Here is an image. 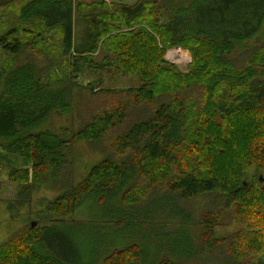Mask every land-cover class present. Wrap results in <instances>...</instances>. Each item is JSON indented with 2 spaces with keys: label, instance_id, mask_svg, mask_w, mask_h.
<instances>
[{
  "label": "trees",
  "instance_id": "16d2710c",
  "mask_svg": "<svg viewBox=\"0 0 264 264\" xmlns=\"http://www.w3.org/2000/svg\"><path fill=\"white\" fill-rule=\"evenodd\" d=\"M125 1L0 0L33 24L0 37L10 56L0 62V155L27 166L11 168L21 201L64 188L39 211V234L28 227L0 247V264H84L54 235L84 202L97 209L76 226L95 251L89 264H263L264 0ZM172 48L191 54L189 72L166 63ZM113 66L141 86L79 80ZM77 112V131L53 130L55 116ZM84 140L106 158L70 187L65 150ZM225 219L240 230L218 236Z\"/></svg>",
  "mask_w": 264,
  "mask_h": 264
},
{
  "label": "rangeland",
  "instance_id": "374dc122",
  "mask_svg": "<svg viewBox=\"0 0 264 264\" xmlns=\"http://www.w3.org/2000/svg\"><path fill=\"white\" fill-rule=\"evenodd\" d=\"M105 1L110 4L119 2V0ZM138 1L139 0H126L125 4L127 6H134ZM19 7L20 5H15L10 9H3L0 11V24H2L0 37L17 27L22 30L24 25L33 26L31 23L21 21ZM20 33V35L11 36V41L16 37H25L26 34L24 32L21 31ZM260 40H262L261 35L256 36L252 41L245 43L240 49L236 50L232 59L236 62H242L243 59H245V56L250 53V50H252V46L256 42H260ZM58 41L59 39H57L55 35V40L50 38L46 45L58 46L60 44ZM175 51L178 53L174 54ZM9 57L10 56L0 47V62H8L10 60ZM164 60L170 65H175L179 71H182L183 73L190 71L188 64L191 62V54L186 50L181 48L169 49L164 56ZM25 61L26 56L22 55L20 59L16 61V66L21 65ZM179 65L181 68H179ZM79 80L85 85L89 83L94 84L96 89H128L141 86V81L138 75L120 74L114 66L104 71L85 69ZM78 114L79 113L77 112L63 116H55L51 122L54 124L53 130L61 135H63L62 130L64 128L71 131H77L83 124ZM103 150H106V147L104 148L102 146L101 148L100 146H96L85 140L68 145L65 152L70 164L68 163L69 166L64 173L67 172L70 187L73 186L78 188L85 182L84 180L90 171L94 167H97L102 160L106 158ZM5 155H7L6 152H2L0 155V247L15 238L17 235L25 232L28 227L32 229L35 236L39 234L38 228L41 231L42 227H44L43 223H41L38 218L39 211L44 210L50 202L56 200L64 192V188H53L50 184L43 185L35 189L30 198H27L26 200L22 199L21 201V198L18 196L20 192L19 184L14 183L11 179L12 177H10L12 173L11 168L15 165L16 167L18 166L19 168L25 169L27 166L22 165L20 160H15V163L11 162L10 166V159ZM4 156L5 158H3ZM255 174H257V169L253 168L246 179L251 181ZM260 174L264 177V170ZM96 210L97 209L91 208V202H84V204L71 215L66 218L58 219L60 221L55 223L53 222L55 226L61 223H66L65 225H61V227H57L56 230L58 232L55 231L54 235H56V238L60 241L58 242L60 246L63 241H68L72 245L74 244L78 257H81L79 261L84 260L82 261L84 264L90 263V259L91 257H94L95 251L90 247L91 245L89 246V244H87L90 242L83 236L79 227L76 226L78 223H87L88 221H91L92 217H95ZM33 223H35L34 227ZM194 230L195 233L196 231L198 232L197 227H195ZM215 230L218 236H225L229 233L240 230V226H238L235 221L225 219ZM51 236L49 237L52 238ZM63 249L65 248L63 247ZM99 261L97 264H101ZM261 262L264 264V257Z\"/></svg>",
  "mask_w": 264,
  "mask_h": 264
},
{
  "label": "water",
  "instance_id": "95a60500",
  "mask_svg": "<svg viewBox=\"0 0 264 264\" xmlns=\"http://www.w3.org/2000/svg\"><path fill=\"white\" fill-rule=\"evenodd\" d=\"M179 68H181V66L179 65ZM260 181L262 182V183H264V177L262 176L261 178H260ZM35 226V223H33V227Z\"/></svg>",
  "mask_w": 264,
  "mask_h": 264
},
{
  "label": "bare ground",
  "instance_id": "6f19581e",
  "mask_svg": "<svg viewBox=\"0 0 264 264\" xmlns=\"http://www.w3.org/2000/svg\"><path fill=\"white\" fill-rule=\"evenodd\" d=\"M177 53H178L177 51L174 52V54H177ZM178 56H179V55H178Z\"/></svg>",
  "mask_w": 264,
  "mask_h": 264
}]
</instances>
